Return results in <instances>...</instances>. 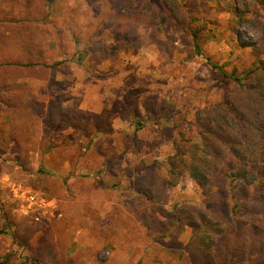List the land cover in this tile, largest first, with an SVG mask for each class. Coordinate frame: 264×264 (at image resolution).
Segmentation results:
<instances>
[{"label":"rangeland","instance_id":"obj_1","mask_svg":"<svg viewBox=\"0 0 264 264\" xmlns=\"http://www.w3.org/2000/svg\"><path fill=\"white\" fill-rule=\"evenodd\" d=\"M179 2L180 17L165 21V13L148 10L141 17L110 0H35L24 38L36 34L42 42V63L0 69V264H201L190 243L191 224L178 215L171 229L150 234L140 216L148 203L138 199L135 181L126 171L118 181L97 150L113 146L123 167L133 170L142 160L168 176L175 141H201L196 110L213 106L231 87L212 63L233 72L264 61L261 2ZM10 100L25 129L19 137L32 147L22 154L26 167L12 150L17 121ZM50 105L63 116L75 109L96 115L102 140L64 143L72 128L55 116L64 128L52 131L55 143L44 151L39 142L46 124L33 112L50 117ZM108 110L112 139L100 124ZM141 118L145 126L137 128ZM167 193L168 212L208 206L188 172ZM260 212L250 207L241 215L256 250L264 243ZM243 262L264 264V254H247Z\"/></svg>","mask_w":264,"mask_h":264},{"label":"trees","instance_id":"obj_2","mask_svg":"<svg viewBox=\"0 0 264 264\" xmlns=\"http://www.w3.org/2000/svg\"><path fill=\"white\" fill-rule=\"evenodd\" d=\"M110 1L119 6L135 8L141 17L148 10H153L165 13L164 20L167 21L168 18L173 20L180 17L182 13L179 0ZM230 1L218 0V3L223 6ZM257 1L264 8V0ZM244 2L254 4L252 0ZM34 5L35 0H0V69L42 63L40 59L45 50L42 42L36 39V34L31 35L32 39L30 36L28 40L24 38V29H29L27 21L32 18V12L36 11ZM193 37L194 47L201 53L196 31H193ZM25 56L27 60L23 59ZM212 65L231 79V87L213 106L196 110L193 123L201 141L185 136L175 141L176 152L168 159V176L163 175L159 167L145 164L142 160L138 161L133 170L123 167L122 162L111 153L115 148L113 146L103 148L100 145L97 150L105 158L107 171L118 181L122 180L121 171H126L127 177L135 181L134 187L140 193L138 199L148 203V207L143 210L141 208L140 216L150 234H159L165 228L171 229L177 224L174 218L180 215V220L188 222L194 229L190 243L201 264H244L243 258L247 254L258 258L264 254V243L259 247L260 250H256L253 229L241 217L243 211L250 210V207L260 212L254 208L256 204L262 208L260 213L264 214V61H254L249 67L233 72L225 70L223 65ZM8 105L12 108L11 117H14L17 107L11 100ZM50 109H55L50 110V117L36 110L33 112L46 124L39 142L44 151L50 150L55 143L51 142L52 131L64 128L62 122L56 124L55 116L72 128L66 136L69 142L64 140V143L70 145L75 140L85 138L90 141L96 139L97 142L102 140L97 137L100 130L96 124V115L90 111L75 109L63 116L60 112L55 113L56 106L52 108L50 105ZM108 112L100 116V124L105 123L106 128L102 130L106 138L112 139L114 127L110 120L111 112ZM17 119L11 134V142L14 143L12 150L16 153L15 159L26 167L22 154L28 153L32 147L29 148L26 145L28 142L19 137L25 129H22L21 117ZM137 123V128L145 126L142 118ZM39 171H45V168L41 167ZM186 172L208 197V206H188L184 210L176 208L168 212L165 210L167 191L177 186ZM133 204L126 205L130 207ZM230 219L232 222L229 223ZM182 227L183 224L179 227L180 231Z\"/></svg>","mask_w":264,"mask_h":264}]
</instances>
